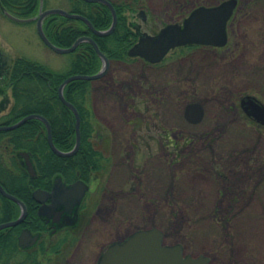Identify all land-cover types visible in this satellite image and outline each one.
I'll use <instances>...</instances> for the list:
<instances>
[{
    "label": "rangeland",
    "instance_id": "1",
    "mask_svg": "<svg viewBox=\"0 0 264 264\" xmlns=\"http://www.w3.org/2000/svg\"><path fill=\"white\" fill-rule=\"evenodd\" d=\"M51 1L49 8L67 3ZM126 1L129 19L150 33L180 22L197 4L219 2ZM241 2L226 47L180 48L157 65L112 61L94 83L96 118L109 138H94L109 159L93 216L103 246L157 227L166 244H182L211 264H264V128L247 125L240 107L246 94L264 101V0ZM0 51L10 64L25 55L61 71L71 59L44 44L36 23L1 12ZM195 99L206 110L196 125L184 117Z\"/></svg>",
    "mask_w": 264,
    "mask_h": 264
},
{
    "label": "trees",
    "instance_id": "2",
    "mask_svg": "<svg viewBox=\"0 0 264 264\" xmlns=\"http://www.w3.org/2000/svg\"><path fill=\"white\" fill-rule=\"evenodd\" d=\"M50 1L44 0L45 8H49L52 2ZM111 1L118 12V24L112 34L99 36L81 19L51 14L44 20L47 37L57 46L66 48L72 46L79 37L90 35L111 61L135 60L129 56L128 51L138 41L140 32L137 22L130 20L126 14L131 4L126 0ZM0 4L20 17L34 16L40 8V0H0ZM247 7L250 9L251 5ZM65 8L72 13L86 16L99 30L108 29L113 22L110 8L100 2L67 0ZM69 54L70 65L62 71L25 55L15 59L8 83L14 101L8 112L0 117V124H13L28 114L39 113L50 121L55 145L63 151L74 148L76 116L61 100L59 87L70 75L98 73L103 62L89 42L80 43ZM99 80H73L64 89L66 99L78 108L81 115L82 141L76 154L63 157L54 153L48 142L46 125L40 119H29L18 128L0 131V182L7 191L17 195L16 174H19V161L15 157L6 158L7 154L17 155L20 151H29L33 158H40L41 162L54 158L56 162L69 163V168L72 166L79 168L82 163L98 168L100 159L105 158L94 141L96 131L101 125L96 118L92 101L94 83ZM130 88L132 86L129 85L128 90ZM41 170H44V167ZM18 214L17 204L0 193V223L14 220ZM14 231L16 227H9L0 232V236L1 234L6 236L3 247L0 243V264H14L16 252Z\"/></svg>",
    "mask_w": 264,
    "mask_h": 264
},
{
    "label": "flooded vegetation",
    "instance_id": "3",
    "mask_svg": "<svg viewBox=\"0 0 264 264\" xmlns=\"http://www.w3.org/2000/svg\"><path fill=\"white\" fill-rule=\"evenodd\" d=\"M0 12L6 16L2 7ZM140 15H143V12ZM209 47L205 45L177 47L171 50L162 62L171 52L180 48ZM178 57L181 58V56ZM11 66L5 54L0 51L1 116V110L8 105L6 98L11 93L7 80ZM144 98L145 102H148V98L146 96ZM153 107H156L155 104ZM151 108L147 104V112H150ZM247 125L264 128L263 125L253 121ZM102 128L100 125L95 135L101 143L109 139ZM22 152L27 153L28 158L22 155ZM32 155L29 151H20L17 155H6V158L15 157L19 161V174H16L17 195L11 194L17 196L26 207L23 221L14 226L16 227L14 264H101L103 253L117 242L112 241L103 246L101 229L94 228L96 224L93 218L104 187L101 175L108 167L106 163L109 159L101 158L98 168L86 166V163H82L79 168L73 166L69 168L70 164L64 161L56 162L54 158H48L49 161L41 162L40 158H33ZM28 161L32 164L33 172L30 170ZM43 167L44 170L41 172L40 169ZM37 191L40 192L36 193ZM15 204L19 214L14 220L21 217L24 210L23 205L17 202ZM25 231H28L30 235ZM5 238L6 236L1 234L2 247Z\"/></svg>",
    "mask_w": 264,
    "mask_h": 264
},
{
    "label": "water",
    "instance_id": "4",
    "mask_svg": "<svg viewBox=\"0 0 264 264\" xmlns=\"http://www.w3.org/2000/svg\"><path fill=\"white\" fill-rule=\"evenodd\" d=\"M89 2H101L107 5L113 14V22L109 29L99 30L86 16L78 13H72L63 8H49L43 10V0L38 16L31 18H19L13 14H6L13 20L18 22H37V30L42 40L54 51L64 54L74 51L82 42H90L96 49L98 55L103 61L102 69L96 74H74L67 77L59 87V96L61 100L69 106L76 116V144L72 150L63 151L57 148L53 140L52 126L50 121L42 114L32 113L12 125H0V130H11L20 127L29 119H40L47 127L48 141L52 150L59 156H72L78 152L81 141V115L77 107L68 101L64 95V89L67 84L76 79L94 80L104 76L110 68L111 60L101 50L96 40L89 35L81 36L76 42L67 48L55 45L46 35L43 22L46 16L51 14H61L68 18L81 19L87 23L90 29L99 36H106L114 32L118 23V13L114 4L110 0H87ZM239 0H224L214 6H199L195 8L188 17L185 18L183 24H168L160 30L156 35L144 32L141 34L138 42L129 50V55L139 56L151 63L161 62L168 52L182 45L200 44L223 47L228 43V22L234 15ZM241 107L246 115L253 121L264 125V103L256 96L246 95L241 99ZM205 115V110L200 102L188 103L185 107V117L191 123H200ZM26 158L28 154L22 152ZM30 170L33 167L28 161ZM0 192L11 200L23 205V213L16 220L4 222L0 224V230L15 226L23 221L26 215V207L24 203L15 195L6 191L0 183ZM40 191H37L38 193ZM25 233L29 234L28 231ZM164 234L158 228L140 230L121 242L111 245L103 254L101 264H209V258L204 255L194 257L185 255L181 244L167 245L164 244Z\"/></svg>",
    "mask_w": 264,
    "mask_h": 264
}]
</instances>
